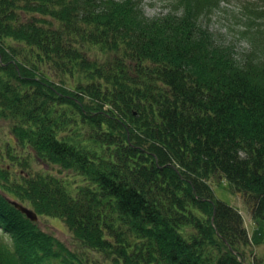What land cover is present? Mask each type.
Returning <instances> with one entry per match:
<instances>
[{
  "label": "trees",
  "instance_id": "16d2710c",
  "mask_svg": "<svg viewBox=\"0 0 264 264\" xmlns=\"http://www.w3.org/2000/svg\"><path fill=\"white\" fill-rule=\"evenodd\" d=\"M0 0V264H264V0ZM62 219L74 247L44 230Z\"/></svg>",
  "mask_w": 264,
  "mask_h": 264
},
{
  "label": "rangeland",
  "instance_id": "374dc122",
  "mask_svg": "<svg viewBox=\"0 0 264 264\" xmlns=\"http://www.w3.org/2000/svg\"><path fill=\"white\" fill-rule=\"evenodd\" d=\"M248 0H226L219 8L215 9L209 19L210 27L222 35L223 38L237 44L238 51L248 46V41L241 36L243 30V19L241 17V2ZM142 7L145 14L154 17L167 13L170 9L168 0H143ZM9 124L0 120V144L9 137ZM218 177L212 182L213 189L218 198L226 201L237 208L244 216L245 225L249 230L255 250L258 256L264 259V222L253 219L251 211L245 202L243 195L231 190L226 180L221 181ZM39 225L46 231L54 233L58 238L74 247L73 237L62 219L53 216H43L39 219Z\"/></svg>",
  "mask_w": 264,
  "mask_h": 264
},
{
  "label": "water",
  "instance_id": "95a60500",
  "mask_svg": "<svg viewBox=\"0 0 264 264\" xmlns=\"http://www.w3.org/2000/svg\"><path fill=\"white\" fill-rule=\"evenodd\" d=\"M15 204L24 212L26 213L32 220L37 221L39 219L38 214L31 208L23 205L22 203L15 202Z\"/></svg>",
  "mask_w": 264,
  "mask_h": 264
}]
</instances>
